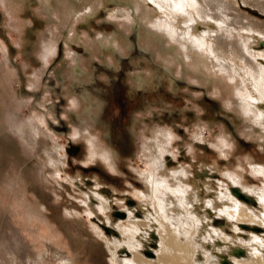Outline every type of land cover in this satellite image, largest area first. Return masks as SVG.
<instances>
[{"label": "rangeland", "instance_id": "rangeland-1", "mask_svg": "<svg viewBox=\"0 0 264 264\" xmlns=\"http://www.w3.org/2000/svg\"><path fill=\"white\" fill-rule=\"evenodd\" d=\"M235 1L264 23V9ZM117 8L134 17L114 16ZM144 12L134 0H0V264H113L100 225L107 207H92L68 178H84L85 190L99 181L102 195L127 207L139 203L145 145L168 131L178 157L166 156L170 167L208 169L217 181L240 170L264 186L251 172V162L264 164V134L236 108L231 81L185 65ZM97 138L118 171L91 160ZM226 138L228 156L219 149ZM51 150L65 158L61 169ZM194 173L205 189L207 176Z\"/></svg>", "mask_w": 264, "mask_h": 264}, {"label": "bare ground", "instance_id": "bare-ground-1", "mask_svg": "<svg viewBox=\"0 0 264 264\" xmlns=\"http://www.w3.org/2000/svg\"><path fill=\"white\" fill-rule=\"evenodd\" d=\"M245 1L264 9V0ZM134 6L137 14L145 10L144 19L157 35L177 44L185 65L198 63L205 73L230 80L236 108L252 121L255 131L264 134V23L250 19L235 0H134ZM151 9L155 18L150 17ZM113 14L129 20L134 10L117 8ZM82 134V130L75 133ZM160 136L145 145L150 169L137 171L143 188L133 187L142 198L139 203L129 200L127 207L118 197L102 195L99 181L85 190L84 178H68L92 207H107L109 216L100 225L108 232L113 264H264V186L250 185L240 170H229L223 181H217L211 179L215 172L201 168L202 172H195L207 176L201 189L191 179V166L168 164L166 156H176L172 131ZM228 138L219 148L225 156L233 146ZM92 140L91 160L101 157L118 171L113 151L102 149L98 138ZM49 160L57 169L65 165L58 151L51 150ZM251 172L264 177V164L251 162ZM114 207H121L115 213L122 222L112 218ZM240 248L245 253L235 254Z\"/></svg>", "mask_w": 264, "mask_h": 264}, {"label": "water", "instance_id": "water-1", "mask_svg": "<svg viewBox=\"0 0 264 264\" xmlns=\"http://www.w3.org/2000/svg\"><path fill=\"white\" fill-rule=\"evenodd\" d=\"M234 192H235L236 194L238 193L237 190H234ZM237 195L241 196V197L244 198L245 200L247 199V197L243 196L242 194H237ZM246 201H247V200H246ZM114 215L117 216L118 213H115ZM121 216H122V217L125 216L124 212L121 214ZM153 237L156 239V235H153ZM146 253L149 254V255L153 254L152 251H151L150 249H147V250H146ZM234 253H235V254H238V255H242V254L245 253V252H244V250H243L242 248H240V249H236V250L234 251Z\"/></svg>", "mask_w": 264, "mask_h": 264}, {"label": "crops", "instance_id": "crops-1", "mask_svg": "<svg viewBox=\"0 0 264 264\" xmlns=\"http://www.w3.org/2000/svg\"><path fill=\"white\" fill-rule=\"evenodd\" d=\"M130 200L135 202V200H132V199H130Z\"/></svg>", "mask_w": 264, "mask_h": 264}]
</instances>
